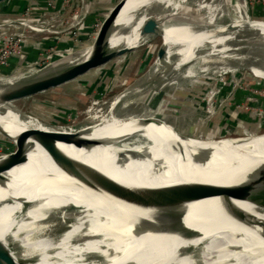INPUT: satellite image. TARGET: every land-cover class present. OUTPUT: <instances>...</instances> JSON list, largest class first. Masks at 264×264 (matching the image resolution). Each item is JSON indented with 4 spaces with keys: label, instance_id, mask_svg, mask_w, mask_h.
I'll list each match as a JSON object with an SVG mask.
<instances>
[{
    "label": "bare ground",
    "instance_id": "bare-ground-1",
    "mask_svg": "<svg viewBox=\"0 0 264 264\" xmlns=\"http://www.w3.org/2000/svg\"><path fill=\"white\" fill-rule=\"evenodd\" d=\"M147 2L153 17L130 36L162 29L165 45L159 47L158 58L145 76L112 104L134 114L124 120L109 116L100 125L102 130H95L91 136L102 144L90 149L58 144L62 153L49 154L34 144L27 162L9 171L8 182L0 184V257L5 254L10 262L34 264L39 253L25 249L33 241L57 228L68 225L69 229L80 219L85 220L80 229L83 236L100 221L96 214L99 210L108 209L110 203L136 198L132 203L142 202L151 208L140 209L134 218V230L161 232L165 237L157 236L155 243L121 257L102 258L90 264H264V223L259 220H264V210L236 200L227 189L241 183L255 169L264 171V134L188 140L177 136L178 129L166 117L162 118L166 125L141 124L142 117H159L167 106L153 100L151 89L161 85L158 90L166 94L178 81L184 84L191 76L185 68L192 61L201 59V72L212 66L222 71L247 69L264 81V22L249 20L247 0L243 3L245 14L238 9L234 26H213L201 12V1L198 7L192 5V0ZM217 17L227 15L221 10ZM112 24L103 34L108 35ZM204 28L211 29V33L207 35ZM124 43H112L114 51L96 57L91 48L88 55L76 56L73 61L70 58L74 56L68 57L48 71L71 67L68 76L73 77L75 70L113 61L139 49L121 50ZM26 80L19 74L0 77V94L21 87ZM5 108L0 114V130L15 145L26 130L53 129L23 116L13 106ZM205 156H210V161L204 163ZM68 157L87 166L80 178L67 173ZM182 184L193 186L182 218L186 229L170 234L166 223L171 218L162 204L165 194ZM118 187L129 192L120 193ZM77 242L73 241L70 248Z\"/></svg>",
    "mask_w": 264,
    "mask_h": 264
},
{
    "label": "rangeland",
    "instance_id": "rangeland-1",
    "mask_svg": "<svg viewBox=\"0 0 264 264\" xmlns=\"http://www.w3.org/2000/svg\"><path fill=\"white\" fill-rule=\"evenodd\" d=\"M119 1L121 0H75V6H79L82 11L80 16L83 18L80 27L81 34L95 27ZM244 1L192 0V5L195 4L198 7L200 2V9L204 18L215 26L230 21L228 18L233 14H238V9L244 15ZM247 3L248 7H252V0H247ZM3 7L0 6V10H4ZM67 9L68 11L64 10L63 12L65 21L73 15V10L70 7ZM221 10L227 17L222 19L217 17L218 12ZM25 12L26 9L22 12L23 16L26 14ZM194 13L197 14V12ZM59 17L57 16V20ZM151 17H153L152 7L147 0H128L113 21L110 30H108V35L111 36V44L125 42L121 50L139 49L113 61H108L107 66L91 72L81 81H75L68 86L37 98L18 102L14 104L15 110L23 116L37 119L45 126L58 130L79 129L107 113L116 97H119L144 77L158 58L157 53L161 45H158L157 41L145 44L140 36H130L136 28ZM238 18L239 16L236 17V19ZM6 19L8 18L5 17L4 20H0V23H4ZM262 19L264 20V15H262ZM231 24L233 25V23L229 25ZM204 31L209 35L212 30L204 28ZM13 32H15L14 29L3 28L0 34L9 35ZM30 36L44 39L51 35L31 33ZM134 37H138L139 41L135 40V42ZM95 39L92 38L87 42L85 48L72 54L71 56L74 57L70 56V61L77 58L76 56L88 55L92 48L89 45H93ZM53 50H55V47H53ZM51 53V57L46 56L43 62L25 63L19 75L28 76L43 69L63 51L55 54L54 52ZM103 63L107 62L97 65ZM201 63V59L190 62L185 70L190 71L191 76L184 84L178 81L175 87L169 91L170 93L164 94L165 90L159 91L161 85L151 89V93L153 91L152 94L155 95L153 100L157 99L158 103L161 100L163 107L167 104L158 116L161 118L166 117V120L174 124L178 131L202 137L204 141L248 134H264V81L255 77L247 69L222 71L212 66L207 72H201ZM5 68L8 67H0V70ZM15 75L17 74H10L5 77ZM0 77L4 76L0 75ZM167 94L168 96H166ZM245 116L250 117L245 122L255 126V129L252 131L250 127L243 134L242 129H245V126L242 120ZM239 124L242 125L239 126ZM3 135L8 139V143L6 146L0 147V156L7 155L16 147L13 140L4 133ZM132 201H127L128 205H125V202L110 203L107 205L108 209L99 210L96 214L100 221L91 232H85L83 236H80V229L85 220L80 219L71 223L69 229L68 225L57 228L33 241L25 249L26 251L35 250L39 253L34 264H90L96 262L104 258L108 254L107 251L117 244L121 238L133 234L135 228L134 218L141 211L140 209L143 207L151 208V206L142 202L136 204ZM118 207L122 211L119 212ZM159 213L167 216L166 213ZM169 225H171L170 222L166 223L168 228ZM185 229L186 224L181 221L175 234L183 233ZM90 234L91 236H88ZM160 237H165V235ZM77 240L75 246L70 248L71 243ZM156 241L155 234L152 235L146 232L139 243L148 246Z\"/></svg>",
    "mask_w": 264,
    "mask_h": 264
},
{
    "label": "water",
    "instance_id": "water-1",
    "mask_svg": "<svg viewBox=\"0 0 264 264\" xmlns=\"http://www.w3.org/2000/svg\"><path fill=\"white\" fill-rule=\"evenodd\" d=\"M11 1L13 0H0V6L5 5ZM127 1L128 0H121L117 4H115L95 27L86 32L76 43L66 48L63 53L57 55L48 66L33 74L24 76L27 78L24 85L16 89L6 90L4 93L0 94V114H4V112L6 111V106L14 107V104L18 102L31 100L45 95L51 91L68 86L69 84L88 75L89 73L107 66L109 62L103 63L101 65H96L85 70H75L76 72L73 74V77L68 76V74H70L69 71L71 67L60 72H58V70L48 71L51 66L64 61L72 54L85 48L87 42H89V40H91L92 38H96L95 43L93 45H89L90 47H92V55L94 57L102 56L114 51L111 47V36L105 35L103 34V32L117 18L120 11L126 5ZM245 11L251 22H264L262 16L258 14L255 9L249 7V9ZM237 16L238 14H233L229 18L230 21L221 25H229L234 21L233 18H236ZM140 38L144 40L145 44L151 41H157L158 45H165V34L162 29H155L150 33L141 34ZM135 40L139 41L138 37L135 38L134 41ZM67 76L68 78H66ZM127 110L128 108L115 107L112 105L107 113L100 116L95 121H92L89 125L81 127L79 129L58 130L53 128L49 131H44L34 128L22 132L18 136V139L20 140L19 144L16 145V147H14L2 159H0V184H6L8 182L6 174L9 171L27 162L28 154L34 147L35 143L39 144L49 154L62 153L60 148L58 147V144L73 146L77 149H90L94 146L102 144L99 139H93L91 136L93 135L95 130L101 129L100 125L104 122V120H106L109 116H115L119 119L124 120L125 118H128L129 114H134L132 112H135ZM141 122L142 125H166L162 118L157 116H149L147 118L142 117ZM0 134L8 141L1 130ZM176 134L178 137L188 140H203V138H200L196 135H189L180 131H176ZM179 152L181 158L184 159V152L181 151L180 148ZM210 158V156H205V160H203V162L205 163L210 161ZM65 164L67 173L77 179L80 178V176H82L83 173L87 170V166L84 163H81L69 157L66 160ZM192 188V185H176L172 187L168 193L165 194V201L162 205L164 206V210L168 212L169 217L171 218V227H169L168 229L174 230L181 223L185 211V205L189 201L188 195ZM227 189L236 200L251 203L264 210V171L255 169L247 173L241 183L231 185L227 187ZM110 190L111 192L116 191L113 189ZM117 191H119L120 193H126L128 190L125 187H118ZM259 220L264 223V220ZM0 264L16 263L10 262L9 259H7V256L4 254L0 257Z\"/></svg>",
    "mask_w": 264,
    "mask_h": 264
},
{
    "label": "crops",
    "instance_id": "crops-1",
    "mask_svg": "<svg viewBox=\"0 0 264 264\" xmlns=\"http://www.w3.org/2000/svg\"><path fill=\"white\" fill-rule=\"evenodd\" d=\"M74 1L72 0L71 1L72 5L69 6L73 11L75 10V7H76L74 4ZM49 2H53L59 10H62L64 8V0H13L11 2H8L5 5H2V6H4L3 7L4 10H0V20L1 21L4 20L5 17L17 18V17L23 16L22 12H24L25 9H32L35 17H41L44 14H47L49 12V10H48L49 9ZM67 8H64V9L66 11H68ZM251 8L255 9L258 12V14H260L261 16L264 15V0L260 3L256 2V0H252V7ZM3 13H6V14H3ZM86 32H87V30H86ZM86 32H83L81 34V37ZM39 40H43V39L35 38V37L30 38L29 41L27 42V45H26V50H25L26 56L24 59L25 61H20L19 59H13L8 68H5L4 70H0V75L7 76L10 74H19V72L22 71L21 68L23 67V65L25 63L29 64V63L39 62L38 60H39L40 53L43 52L42 50L38 49L35 46V44ZM78 40H74L70 36H65V37L48 36L47 38L44 39V46H45V48H47L48 51L51 47H55L57 49L56 51L60 52V51H64L66 48L70 47L71 45L76 43ZM88 75H86V76H88ZM86 76H84V77H86ZM84 77H82V78H84ZM82 78L78 79L77 81H81ZM249 118H248V116L243 117L242 123L245 126V129H242L243 134H244V132L249 130L250 127H251L250 129L252 131L255 129V126H252V124H250L249 122H248L249 124L245 122V121H248ZM240 125H242V124H239V126ZM7 143H8V141L0 134V147L6 146ZM169 227H171V226L169 225ZM166 228H167V231L170 232V234H172V233L175 234L176 230L179 229L178 227H176L174 230H170V229H168V226H166ZM142 232H143V230H140V229L138 230V228H137L133 231V234H131L127 237L121 238V240L117 244H115L109 251H107L108 254L104 258L107 259V258H113V257H116V258L121 257L126 253H130V252L135 251L136 249L142 247L144 244L139 243L140 239H142L145 236L146 232H148L150 234L151 231L144 230V232L143 233ZM152 235H153V233H152ZM155 235H156V237L157 236L159 237V236H162V233L161 232H155Z\"/></svg>",
    "mask_w": 264,
    "mask_h": 264
},
{
    "label": "built area",
    "instance_id": "built-area-1",
    "mask_svg": "<svg viewBox=\"0 0 264 264\" xmlns=\"http://www.w3.org/2000/svg\"><path fill=\"white\" fill-rule=\"evenodd\" d=\"M71 0H64V8L71 6ZM263 0H256L260 3ZM84 7V4H83ZM59 10L53 2H49V12L41 17H35L32 9H26V14L22 18H8L4 23H0V31L5 29H14L15 32L7 35L0 34V67H9L12 59H19L25 61L26 45L32 34L51 35V36H70L74 40L81 37V10L79 6L72 11L73 15L66 21L64 19V10ZM57 16H60L57 20ZM23 30V32H21ZM45 39V38H44ZM44 39L39 40L35 46L42 49L40 53L39 62H43L45 57H51L50 53H57L56 48L53 47L47 50L44 46ZM46 50H45V49ZM51 53V54H52Z\"/></svg>",
    "mask_w": 264,
    "mask_h": 264
}]
</instances>
